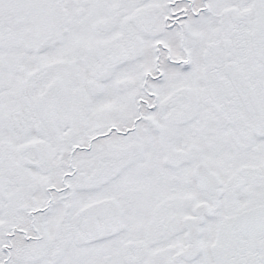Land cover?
Wrapping results in <instances>:
<instances>
[{"label":"snow or ice","instance_id":"1","mask_svg":"<svg viewBox=\"0 0 264 264\" xmlns=\"http://www.w3.org/2000/svg\"><path fill=\"white\" fill-rule=\"evenodd\" d=\"M0 264H264V0H0Z\"/></svg>","mask_w":264,"mask_h":264}]
</instances>
